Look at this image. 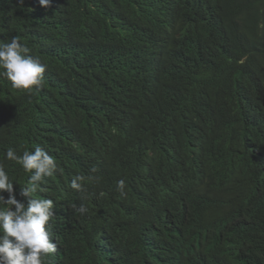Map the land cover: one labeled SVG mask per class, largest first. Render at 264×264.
Here are the masks:
<instances>
[{"label": "trees", "instance_id": "obj_1", "mask_svg": "<svg viewBox=\"0 0 264 264\" xmlns=\"http://www.w3.org/2000/svg\"><path fill=\"white\" fill-rule=\"evenodd\" d=\"M198 1L207 56L192 49L186 62L161 74L125 54L142 31L158 36L166 28L158 14L147 15L141 0H50L47 9L39 0H0V42L18 37L47 66L43 84L31 91L0 76V161L23 186L26 174L6 159V150L22 155L40 146L60 165L63 158L65 170L83 169L95 185L106 184L111 196L129 205L114 216L110 209L91 210L90 198L76 194L77 208L88 205L82 218L98 258L115 252L144 256L139 238L150 225L147 210L159 206L191 215L195 243L154 264H264V0ZM121 12L137 26L114 31ZM179 19L191 27L197 22L183 8ZM197 81L224 106L203 145L195 146L201 132L192 129L150 159L124 154L119 169L101 164L112 157L106 118L159 110L166 92ZM120 180L139 200L118 191ZM179 188L185 201L168 203ZM215 198L229 218L216 221L209 214Z\"/></svg>", "mask_w": 264, "mask_h": 264}, {"label": "clouds", "instance_id": "obj_2", "mask_svg": "<svg viewBox=\"0 0 264 264\" xmlns=\"http://www.w3.org/2000/svg\"><path fill=\"white\" fill-rule=\"evenodd\" d=\"M141 2L147 15L158 14L166 28L158 36L142 31L133 44L126 45L125 54L131 60L144 67L158 68L162 74L165 68L173 70L186 62L192 49L207 56L201 47L204 20L198 12V0ZM39 4L47 9L50 0H39ZM181 8L196 18L194 27L179 19ZM116 20L114 31L137 26L125 12L119 13ZM30 51L18 37L0 42V76L10 80L13 88L31 91L43 84L47 66L30 55ZM163 88L166 91L164 82ZM166 94V104L159 110L126 111L113 119L106 118L104 131L113 135L108 142L112 157L101 161L102 165L118 168L124 154L150 159L158 150L171 149L180 135L192 129L201 132L195 140L197 147L213 135L217 128L216 115L224 106L206 84L197 81ZM158 126L162 127L156 129ZM5 156L18 163L27 179L25 185H19L6 163L0 161V264H154L157 258L188 252L194 246L191 215L178 216L165 208L150 206L147 210L150 225L139 238L145 255L115 252L114 257L98 258L87 242V227L82 218V214L89 213L88 205L77 208L76 194L84 193L90 198L91 210L110 209L108 212L114 216L129 205L117 201L118 195L111 196L106 184L95 185L83 169L65 170L63 158L60 165L61 159L57 160L40 146L22 155L9 147ZM117 187L121 194L125 189L135 202L139 200L124 180L118 181ZM185 198L183 188H179L170 192L168 203L183 202ZM224 207L215 198L207 208L216 221H223L230 217Z\"/></svg>", "mask_w": 264, "mask_h": 264}]
</instances>
